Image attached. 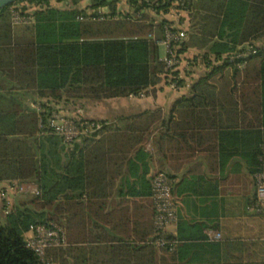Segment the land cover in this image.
I'll list each match as a JSON object with an SVG mask.
<instances>
[{
    "label": "trees",
    "instance_id": "1",
    "mask_svg": "<svg viewBox=\"0 0 264 264\" xmlns=\"http://www.w3.org/2000/svg\"><path fill=\"white\" fill-rule=\"evenodd\" d=\"M52 1L13 4L39 6L31 13L29 36L13 37L8 11L13 5L0 11V185L36 187L30 201L20 202L8 214L3 207L0 264H42L26 242V234L37 225L57 223L70 244L71 219L81 218L85 208L107 206L123 168L130 165L129 155L140 153L153 130L165 126L159 110L125 119L120 126L81 118L99 129L64 144L39 128V119L46 125L60 103L156 96L168 79L157 42L170 25L152 13L167 15L172 9L186 13L189 24L178 55L195 50L193 61L210 71L192 84L191 98L174 104L182 113L171 128L190 127L174 136L192 140L200 136L195 127L215 129L210 135L218 146L208 150H217L220 161L239 158L247 171L241 175L242 166H235L236 174L241 173L234 180L240 213L233 217L248 215L247 208L255 202V185L249 178L264 173V46L256 45L264 40V0H57L65 1L64 8ZM83 1L85 8L80 6ZM121 2L128 12L118 10ZM88 10L92 17L106 10L109 18L79 20L87 18ZM247 47L255 54L230 62ZM184 84L183 79L177 81L179 89ZM27 97L41 110L25 107ZM194 228L199 234L186 237L180 229V244L173 252L153 245H124L113 247L122 253L119 260L112 256L100 263L87 259L85 250L67 245L48 250L46 257L51 264H130L131 257L132 264H264V242L209 241L203 233L208 225L196 223ZM186 253L193 256L186 260Z\"/></svg>",
    "mask_w": 264,
    "mask_h": 264
},
{
    "label": "crops",
    "instance_id": "2",
    "mask_svg": "<svg viewBox=\"0 0 264 264\" xmlns=\"http://www.w3.org/2000/svg\"><path fill=\"white\" fill-rule=\"evenodd\" d=\"M185 57L186 55L183 58ZM180 79L187 81V78ZM182 89L184 90H171L172 92L165 95L157 92L156 96L141 99L90 102V107L82 111L85 120H104L108 125L114 126H120L123 120L132 119L147 111L159 110L165 120V126L153 130L148 141L141 146L140 153L132 152L129 155L130 165L123 168L122 178L117 180L109 204L99 208H85L81 218L78 216L71 219V243L68 246L85 250L82 254L90 261L106 262L112 256L117 261L122 253L118 249L114 251L113 247L145 244L152 237L150 180L156 172H165L174 181L178 224L176 228L169 229L170 233H175L178 238L180 229L183 237L193 232L199 234L200 231L194 225L204 223L208 228H204L203 233L207 238L209 235H218L219 239L215 241L228 238L264 242V216L248 212L246 216L233 217L234 213H240L235 205L234 180L241 173L246 175L247 171L239 158H225L220 161L217 150H208L218 146V142L212 138L213 135H210L215 129L195 127L196 133L200 135L195 140L174 136L185 134L191 129L181 125L176 129L171 128V123L179 122L178 113H182L178 108L174 109V104L180 98L192 97L190 93L180 92ZM102 107L114 111L115 116L111 117L107 113L104 116ZM32 108L38 110L36 104ZM170 117H173L171 121L168 120ZM161 130L164 134L163 140ZM203 135H209V138L207 136L203 140ZM221 164H224L223 168ZM237 164L242 166V172L236 174ZM249 179L254 182L253 176ZM6 188L9 189V185H0V192ZM26 193L28 192L21 191L20 194L25 196ZM192 256L193 253H186L184 259L188 260ZM132 259L131 257L130 264L135 261ZM68 261H72L70 257Z\"/></svg>",
    "mask_w": 264,
    "mask_h": 264
},
{
    "label": "built area",
    "instance_id": "3",
    "mask_svg": "<svg viewBox=\"0 0 264 264\" xmlns=\"http://www.w3.org/2000/svg\"><path fill=\"white\" fill-rule=\"evenodd\" d=\"M27 4L28 7L23 5L16 10L10 11L12 26L33 25L32 12L23 10V8L35 10L39 6L35 3ZM92 13V11L86 12L87 18L80 17L79 20H105L109 18L104 10H98L99 15L97 17H92ZM186 38V31L166 25L164 38L157 42L159 46L162 45L165 48V57L162 62L165 64V71L168 74L166 85L172 91L179 89L177 87V81L181 78L179 72L190 69L189 62L177 53ZM252 54H255V50L252 47H247L245 50L231 56L229 60L233 62L237 59L249 57ZM237 67L242 69L244 66L240 64ZM130 98H143V95L140 94L138 97L131 96ZM36 108L38 111L41 110L37 105ZM39 128L48 132V134L57 135L64 144H71L81 136H88L99 129V125L64 117L60 111L53 110L48 117L46 125L41 118L39 119ZM253 178L255 183V202L247 208V211L254 215L264 216V173H256ZM150 186V199L153 209V235L145 244L153 245L160 250L173 252L180 244L177 235L169 232L170 228H176L178 224V203L173 193L174 181L165 172H156L151 177ZM9 189L6 188L5 192L1 191V196L7 193ZM4 208L5 213L8 214L10 211L8 201H5ZM29 233L31 234L30 236L26 234L27 246L35 253L42 264H51V261L46 257L48 250L65 248L68 245L66 232L57 223L52 222L48 225L31 227ZM217 239H219L218 235L208 236L209 241Z\"/></svg>",
    "mask_w": 264,
    "mask_h": 264
},
{
    "label": "rangeland",
    "instance_id": "4",
    "mask_svg": "<svg viewBox=\"0 0 264 264\" xmlns=\"http://www.w3.org/2000/svg\"><path fill=\"white\" fill-rule=\"evenodd\" d=\"M64 2L65 1L58 2L57 0H53L51 2V4L53 6L64 8L65 7ZM86 3H87L86 1H83L80 3V6L81 7L86 6L87 5ZM23 5H26V7H28L27 6L28 4L26 2H20V3H17L16 5L9 7L8 11L10 12L11 10H16L17 8H19ZM23 10H27L30 13L33 11V10H31V8H25ZM118 10L120 12L126 13L129 11V7L124 2H121L118 5ZM104 11L108 13V11H106V10H104ZM152 16L154 18H156L157 21H159L160 19H166L168 21L169 25L172 26L173 28L182 29L184 31H187L189 29L187 16H186V13H184V12H177V10L172 9V10H170V12L167 15L157 16L154 13H152ZM182 19H183V21H182ZM184 19H185V21H184ZM11 30H12V35L14 38L15 37H22V36H29V35H31V32H32V25H19V26H12L11 25ZM256 45L264 46V40L256 43ZM195 54H197L195 52V50H190L186 54V58L185 59L183 58L184 60H187L189 62L190 69L188 71L183 70L184 72H179L181 74V77H183L184 79L187 78V81H184L185 82V85L183 86L184 90L182 89V91H180V92L190 93V89H191L192 84L196 80L200 79L201 77H204L210 71V68L207 67V65L200 63V61H198V60H197V62L193 61V57ZM159 55H160L161 59L165 56V48L162 45L159 46ZM182 57H184V55ZM226 72L231 74L230 69H227L225 71V73ZM215 77L219 78L220 76L216 75ZM160 86L163 87L162 88L163 90L159 91L158 93L165 95V94H168L169 91L172 92L171 90L168 89L167 85L162 84ZM139 99H141V98H139ZM117 100L120 101L121 99H115V100H109V101L110 102H113V101L116 102ZM109 101H107V102H109ZM34 105H35L34 100L31 97H27L25 102H24V106L29 108V107H34ZM89 107H90L89 103H87L85 105L77 103L76 105H70V106L65 105L63 103H60L58 105H55V110L58 112L60 111L64 117L73 118L75 120H80L81 118H84L85 114H83V112L85 110H87ZM102 110H103L104 116L106 113H107V115H109L111 117L115 116L114 111H112L110 109H104L102 107ZM9 187L12 189H9V191L7 193H4L3 196H1L2 194L0 192V201H1L0 202V206H1L0 209L2 212L4 211L3 207H4L5 201L9 202V210H11L12 207L18 205L22 201H30L32 199L33 195L36 193V187L33 183H28V184H25L22 186L17 185V183H13V184H9ZM21 191H27L28 193H26L25 196H23L20 194ZM3 192H5V191L3 190ZM2 221L3 220L0 217V222H2ZM30 235H31L30 233L27 234V236H30Z\"/></svg>",
    "mask_w": 264,
    "mask_h": 264
},
{
    "label": "water",
    "instance_id": "5",
    "mask_svg": "<svg viewBox=\"0 0 264 264\" xmlns=\"http://www.w3.org/2000/svg\"><path fill=\"white\" fill-rule=\"evenodd\" d=\"M19 0H0V11L13 5L14 3L18 2Z\"/></svg>",
    "mask_w": 264,
    "mask_h": 264
}]
</instances>
